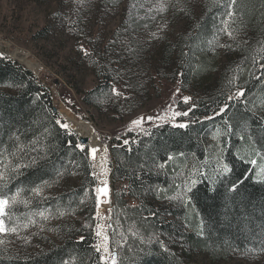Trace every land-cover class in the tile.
<instances>
[{"label": "trees", "instance_id": "16d2710c", "mask_svg": "<svg viewBox=\"0 0 264 264\" xmlns=\"http://www.w3.org/2000/svg\"><path fill=\"white\" fill-rule=\"evenodd\" d=\"M101 1L104 5L117 6L126 0H118L115 4ZM134 1L127 0L128 5ZM262 4L264 0H237V11L243 13V23L246 24L237 41L241 47L229 51L226 57L227 64L223 65L221 72L225 83L208 94L206 99L194 102L188 116H179L172 121H148L137 130L102 139L109 150L110 181L122 186L121 190L112 191L110 204V247L117 252V264H187L190 253L195 251L203 253L212 263H218L234 254L225 251L228 245L239 249L261 246V239H264V234H261V226L264 225V180L256 177L261 159L255 153L259 151L264 155V121L260 119L264 116V108L254 109L255 115L249 109L264 103V67H261L264 65V53L256 51L260 42H264ZM223 11V8L213 7L211 0H202L199 19L184 24L176 41L167 46L170 49L167 54L169 59L174 57L172 65L175 66L181 90L185 85L200 81L208 56V52L193 48L194 54L186 57L182 55V52L189 51L185 45L211 39ZM240 23L237 17V24ZM197 24L201 26L199 29ZM46 31L40 30L34 35L35 39L42 38ZM189 33L198 39L187 40ZM221 38L228 39L226 35ZM245 40L248 42L246 45L242 44ZM229 42L228 39L225 43ZM103 51L104 47L101 53ZM237 64L242 65L243 71L237 73L235 83L245 89V96L240 101H232V107L223 117L205 119L213 116L225 102L230 87L227 77L234 74L231 70ZM99 65L93 64L89 68L95 83L90 89L77 88L74 83L67 82L80 97L82 105L93 113H98L105 101H112L106 99L105 94L110 95V89L117 85L114 79L116 64L112 68L102 59ZM181 72L183 75H180ZM155 74L158 76L157 72ZM63 104L86 119L75 102L72 104L63 99ZM188 109L177 108V111ZM57 120L65 124L53 110L50 89L26 66L0 54V147L9 146L13 142L10 137L18 134L24 143L39 137L50 149L47 162L42 161L39 167L23 169L22 174L7 183L4 191L8 195L17 188L27 191L43 180L53 179L55 170L61 165L77 173L45 189L44 195L49 197L47 202L38 199L28 207L21 204L13 209L16 218L24 219L29 212L37 210L50 209L55 214L57 206H68L72 201L75 214L49 221L36 217V225L26 230L21 228L19 237L11 235L10 242L0 245V264H63L64 261L68 264H99V254L93 248L97 243L95 232L99 224L94 191L97 178L92 175L96 170L91 166L87 147L84 146L86 151L83 152L77 149L78 136L69 128H61ZM224 120L232 125V132H228ZM174 123H186L188 127H174ZM211 130L215 133L219 130L220 133L217 149H214L217 151L206 147L205 139ZM241 135L244 140L240 139ZM216 152L219 161L231 169L226 178L218 176L212 166L211 157ZM170 154L175 157L173 161H167ZM249 159H256L257 166L248 163ZM159 163H165V167L158 169L154 166ZM141 164L146 165L143 170L140 169ZM181 172H184V178L179 175ZM185 176L198 181L190 193L192 202L187 209L175 205V202L170 204L167 200H159L147 191L152 186L167 190V195H174V184L182 183ZM233 183L237 184L238 190L230 192L228 188ZM85 189L89 190L87 197L84 196ZM28 198L31 199L30 196ZM81 199L85 200L84 204L79 203ZM133 205L137 207L133 208ZM151 212L159 215L152 217ZM141 217H148V220L141 222ZM201 223L205 226L203 237L196 234ZM133 224L141 232L144 243L129 232ZM6 226H11L7 218ZM152 233L166 244L169 252H163L156 242H148ZM81 237L84 239L81 240ZM117 242L123 246L118 247Z\"/></svg>", "mask_w": 264, "mask_h": 264}, {"label": "rangeland", "instance_id": "374dc122", "mask_svg": "<svg viewBox=\"0 0 264 264\" xmlns=\"http://www.w3.org/2000/svg\"><path fill=\"white\" fill-rule=\"evenodd\" d=\"M143 3L144 0H135L133 4L137 7L131 8L133 4L129 6L127 0L117 6L104 5L101 0H93L90 8L77 12L73 0H0V45L24 52L38 66V69H32L15 59L37 75L50 89L52 104L58 113L59 107L69 110L63 104V99L72 104L75 102L81 110L79 113L86 119L69 111L77 118L92 124L102 146L107 149L105 156L108 169L109 150L102 139L128 131L131 121L140 117L145 118L144 122L138 127H132V130L142 128L149 121L147 117H153L151 123L172 121V112L177 111V108L187 110L194 102L206 99L208 94L213 93L219 85L222 86V83H225L221 79V72L223 65L227 64L226 57L229 51L219 49L216 54L208 52L205 61L206 69L200 81L185 85L183 90L180 89V82L174 71L175 66L172 65L174 57L169 59L167 55L170 50L167 46H171L176 41L184 24L190 20L199 19L202 0H192L187 3L191 15L179 12L174 16L170 10L165 17H157L156 21L147 19L145 9L149 5L145 4L144 8H140L139 5ZM165 19L169 24L166 39L152 44L146 59L129 62L128 53L121 50L119 42L128 41L132 48L142 46L147 49L149 32L156 31L157 24L163 23ZM145 24L149 25L147 29L143 27ZM42 29H47L45 35L35 39L34 35ZM227 41L228 39L221 38L222 43ZM81 45L87 50L98 48L101 52L102 48L104 47L105 50L107 46L110 55L103 60L107 64L108 60L113 61L108 65L112 67L116 64V69H119V75L116 71L114 72L117 84L114 87L122 95L113 98L110 102L105 101L98 113H93L94 111L83 106L80 97L67 84V82L74 83L75 87L86 89H90L95 84L89 69L93 64L79 50ZM0 54L12 58L1 50ZM95 58L94 55L92 60ZM117 60L119 63L116 62ZM230 87L228 94L229 91L235 92L240 85L235 83L232 89ZM177 89H180L178 93ZM184 96L191 97L188 104L183 103ZM158 116H165L167 119H156ZM212 131L205 139V143L207 148L214 150L217 149L218 136L217 139H213L215 132ZM86 147L88 150V146ZM259 159H261L260 156ZM220 162L216 152L211 157L212 166L217 169ZM262 166H264V159L260 160L256 168L258 178L264 176V171H261ZM95 170L97 172L96 168ZM181 177L184 178L183 175ZM107 181L109 187L107 199L110 202H101L97 210L101 225L104 220L106 225L110 222L107 217L110 215L112 191L122 189L120 183L110 181V171L107 172ZM104 199L102 197V201ZM175 205L179 204L175 203ZM109 233L110 230L106 227V234L109 235ZM0 239L4 240V243L0 245H5L11 241L12 237L5 235L0 236ZM99 240L100 238L97 237V242ZM187 264H264V255L252 259L233 254L225 261L212 263L203 253L195 251L190 253Z\"/></svg>", "mask_w": 264, "mask_h": 264}, {"label": "snow or ice", "instance_id": "6c2138e0", "mask_svg": "<svg viewBox=\"0 0 264 264\" xmlns=\"http://www.w3.org/2000/svg\"><path fill=\"white\" fill-rule=\"evenodd\" d=\"M109 3L115 4L118 2V0H108ZM192 2V0H144L143 4H140V8H144L145 4L149 5L146 9V15L147 19H150L152 21H156L157 17H165L166 14L171 10L173 12V15L175 16L179 12H183L186 15L190 14L189 8L187 7V3ZM73 3L76 5V11H83L87 8H90L93 4V0H73ZM212 6L217 8H223L224 11L220 14V24L216 26L215 31L212 34L211 39L207 40H200L199 44H186L185 46L189 49L188 52H182V55L189 56L193 53V48L198 49L200 52H212L213 54H216L219 49H224L225 52L233 51L236 48L241 47V44L237 43L239 40L240 34L244 31L246 24L243 23V13L237 11V0H211ZM137 5L133 4L131 5V8H136ZM262 7H264V4H262ZM195 6L193 5V10ZM211 10V9H209ZM237 17L240 18L241 23L237 24ZM144 28H148L149 25L145 24L143 25ZM201 26L199 24L196 25V28L199 29ZM169 29L168 21L165 19L163 23L157 24V30L153 32H149L147 37V43L149 47L145 49L144 47H136L132 48L130 47V42L128 41H120V46L122 51H126L128 53V60L131 61H139L140 59H146L151 51V45L162 41L166 39L167 33ZM72 31L73 29H69ZM226 35L229 39V43H222L221 42V36ZM187 40L192 41L194 38L191 33L188 34L186 37ZM248 42L242 41V44H247ZM79 50L84 54L85 58L89 59L94 65L100 66L99 61L102 59H106L108 55H110L107 51V46L103 53L97 48L93 49V51H89L83 47V45L80 46ZM113 51H115V46H113ZM257 52L264 53V42H260V46L256 49ZM93 55L96 56L95 60H92ZM253 61L255 62V58L253 57ZM113 61L108 60V64H111ZM119 63V61H116ZM105 67V70H107V67ZM261 67H264V65H261ZM114 71L117 72V75H119V69H115ZM233 75L230 77H227V84L228 86H233L238 78L237 73H240L243 71L242 65L237 64L235 69H232ZM180 75H183L181 72ZM259 79V78H257ZM11 87L12 85H8ZM180 91V89H177V93ZM122 95L114 86L110 89V95L105 94L106 99L111 100L113 98H118ZM245 96V89L243 87H238L235 92L229 91V94L227 95V98L225 102L219 106L218 111L214 112L213 116L211 117H205V119H214L216 116L223 117L226 115L227 111L230 107H232V101H240L241 98ZM191 100L190 96H184L183 97V103L188 104V102ZM257 107L264 108V103L261 105H253L252 109H249L250 111H253V114L255 115L254 109ZM192 111V109H188V111L179 112V111H173L172 112V120H175L176 117L179 116H188L189 113ZM144 117H140L138 119L132 120L131 125L129 126V131L132 130V127L140 126L144 122ZM149 121L153 119V117H147ZM156 119H167L165 116H158ZM260 119L264 121V116H261ZM56 123L64 129L68 128V125L63 124L61 121L57 120ZM225 125H227L228 132H232L233 128L232 125L229 123L228 120H224ZM159 126V125H157ZM174 127L179 128H186L188 125L186 123H179V124H173ZM245 127H247L245 123ZM44 132L47 133L48 129H44ZM219 130L217 133L213 135V139H217ZM13 142L7 146V147H0V236L5 235H16L19 237L20 229H29L30 227L36 225L37 220L36 217H39L40 220L43 221H49L53 218H62L65 215H74L75 209L71 207L72 201H69L68 206H57L55 209V214H53L52 210L50 209H44V210H37L34 212H29L24 219H19L15 217L13 209L17 208L19 205H24L25 207H28L29 204L33 202H38V199H43L45 202L49 199L48 196L44 195V191L47 188L53 187L55 184L59 183L61 180H63L65 177L69 175H77V173L74 170H70L66 165H61L60 168L55 170V176L53 179L50 180H43L40 184L28 189L25 191L24 189L17 188L15 192H12L11 195H8L4 189L7 187V183L11 181L15 176H18L22 174L23 169L29 168V167H39L41 162H47V152L50 151L49 148H47L46 145H44L41 142V139L39 137L34 138L27 143H24L21 141V138L18 134H13V137H10ZM117 139H120V137H117ZM241 140H244L245 137L243 135L240 136ZM250 139V138H249ZM125 144L128 143L127 140L124 141ZM2 144V142H0ZM75 147L77 149H80V151H86L83 145L76 144ZM89 154L91 155L92 159H95V154L99 151V149L92 147L91 149L87 150ZM105 153L107 152V149H104ZM33 153L35 155H33ZM181 156H183V153H180ZM256 156H260L261 159H264V155L261 154V152L257 151L255 153ZM175 157L173 155H168L167 161H173ZM27 161V162H25ZM71 163V162H70ZM166 163V162H165ZM165 163H159L154 164L155 167L158 169H163L165 167ZM248 163L253 165V167L257 166V160L256 159H249ZM107 158L106 156L103 159V165H102V171L101 173H97L96 171L92 172L93 177L99 178L100 175H107V172L109 169L107 168ZM94 169L96 168L95 164L91 165ZM76 167H79V165H76ZM146 167L145 164L140 165V169L143 170ZM231 169L226 163H223L222 161L218 164V167L216 169V174L218 176L227 177L230 173ZM261 171H264V166L261 167ZM201 175L203 173H200ZM260 175V173H257ZM179 175H184V173H179ZM137 180L140 179L139 176L136 177ZM262 180H264V176L261 177ZM198 183L197 180L192 179L190 176H185V179L182 181V183L174 184L173 191L175 192L174 195H167V190L160 189L158 187L154 188L152 186H149L147 191L151 192L156 195V198L159 200H167L170 204L175 202L186 209L191 206L192 202V196L190 193H192L193 189L195 188L196 184ZM215 183V181H214ZM102 186H98L94 189L95 191V203L97 210L99 209V206L101 202L109 203L110 201L107 199L109 196V187H108V181L107 179H104L101 181ZM127 188V186H125ZM238 190L237 184L233 183L230 188H228V191L235 192ZM11 191L10 189L8 190ZM160 193H164L161 195ZM120 193H118L119 195ZM134 194V193H133ZM89 195V190L85 189L84 196L87 197ZM31 197L29 199L28 197ZM102 197L105 199L102 201ZM80 204H84L85 200L81 199L79 201ZM133 208H136V205L132 206ZM111 209H109V213H111ZM150 215L152 217H156L159 215L157 212H151ZM97 216L99 217V211H97ZM6 218L8 222L11 223V226H6ZM101 219H104V217H100ZM187 218V217H186ZM107 219H111V216L109 215ZM148 217H141V222L147 221ZM108 227L111 228V224L96 225V232L95 235L100 238V240L93 245V248L95 249V252L99 254L98 260L99 264H117V253L115 250H113L110 247V237L106 234L104 231V228ZM41 229H43V225H41ZM51 230V229H49ZM204 230L205 226L203 223H201L198 227V230L196 234L200 237L204 236ZM129 232L133 237H139L140 242L144 243L143 236L139 229L136 227L135 224L131 225L129 227ZM261 234H264V225L261 226ZM84 237H81V240H83ZM126 240L127 238L124 237ZM148 242H156L159 244L161 250L165 253L169 252L168 247L166 244L159 240V237L152 233L148 237ZM4 240L0 239V244H3ZM118 247H122L123 245H120L119 242H117ZM225 251L232 252L234 254L241 255L245 258L251 257L252 259H255L256 257L260 255H264V239H261V246L259 248L251 247V248H233L231 245H228V247L225 249ZM63 264H68V261H64Z\"/></svg>", "mask_w": 264, "mask_h": 264}, {"label": "bare ground", "instance_id": "6f19581e", "mask_svg": "<svg viewBox=\"0 0 264 264\" xmlns=\"http://www.w3.org/2000/svg\"><path fill=\"white\" fill-rule=\"evenodd\" d=\"M0 50L7 54L8 56L16 59L24 64H27L32 69H38V66L30 59V57L22 51L13 50L9 46H2L0 45ZM59 113L62 119L64 120L65 124L73 130L77 136L86 138L88 140L87 146L89 149L95 147L99 149V151L95 154V159L93 160L91 155L90 158L92 163L96 165V169L98 174L102 171L103 159L105 157L104 147L102 146L99 137L90 122L84 121L81 118H77L73 115L69 110L64 107H59ZM107 179V175H100L98 178V186H102L101 181ZM102 199V198H101ZM102 225L106 226V221L102 222ZM106 232V227L104 228Z\"/></svg>", "mask_w": 264, "mask_h": 264}, {"label": "water", "instance_id": "95a60500", "mask_svg": "<svg viewBox=\"0 0 264 264\" xmlns=\"http://www.w3.org/2000/svg\"><path fill=\"white\" fill-rule=\"evenodd\" d=\"M55 84H57V82H55ZM53 105V104H52ZM53 110L54 111H56L57 113H58V110L56 109V107L55 106H53ZM60 115V114H59ZM61 117V116H60ZM63 120V119H62ZM70 129V128H69ZM71 130V129H70ZM73 133H74V131L73 130H71ZM75 135H76V133H74ZM78 140H79V143L81 144V145H83V146H87V143H88V140L86 139V138H83V137H80V136H78ZM89 154V153H88ZM89 159H90V156H89ZM90 161H91V159H90ZM93 164V163H92ZM108 224H110V223H108Z\"/></svg>", "mask_w": 264, "mask_h": 264}]
</instances>
